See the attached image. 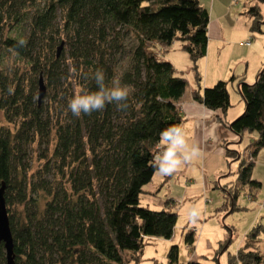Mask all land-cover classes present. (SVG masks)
<instances>
[{
    "label": "trees",
    "instance_id": "trees-1",
    "mask_svg": "<svg viewBox=\"0 0 264 264\" xmlns=\"http://www.w3.org/2000/svg\"><path fill=\"white\" fill-rule=\"evenodd\" d=\"M208 21L199 0H0V33L2 26L17 31L1 38L0 46L26 67L20 74L0 70V110L7 124H15L14 131L0 128L12 264H124L126 253L137 263L147 241L172 239L177 214L168 208L171 202L160 211L138 203L159 170L162 133L181 124L176 104L187 82L161 55L178 40L199 82L196 62L205 56ZM20 39L25 46L14 47ZM97 69L106 87L114 81L128 86V107L108 104L74 117L68 101L78 90H97L90 78ZM254 75L252 84L235 82L243 111L226 124L240 141L248 138L242 153L223 145L226 162L237 163L235 179L221 187L231 210L241 186L259 188L250 173L264 147V61ZM39 77L44 95H53L44 107L43 99L35 101ZM226 85L221 80L195 89L191 100L223 114L229 107ZM35 138L43 165L29 180L27 149ZM184 235L191 249L195 234ZM260 235L264 226L252 227L226 264H264L255 247ZM176 254L170 247L167 264L178 263Z\"/></svg>",
    "mask_w": 264,
    "mask_h": 264
},
{
    "label": "rangeland",
    "instance_id": "rangeland-1",
    "mask_svg": "<svg viewBox=\"0 0 264 264\" xmlns=\"http://www.w3.org/2000/svg\"><path fill=\"white\" fill-rule=\"evenodd\" d=\"M42 1L40 0V4ZM210 1L199 0L200 5L208 9V13L210 10L208 19V25L209 22L211 23L210 35L215 38L219 34L218 32H220L218 31L220 26L223 34L222 41L220 40V42H217L219 38L207 40L208 49L206 45L205 50V54L207 55L196 62V71L199 72L200 78L199 82L194 78L193 74L195 73L192 70L190 59L181 49L178 40H175L161 55L175 69V75L186 80L187 83L184 88L186 95L190 93V89H195V87L197 89L200 82H203V85L201 84L200 87L201 90L209 88L210 85L221 80L227 84L229 78H221V80H214L210 85L208 84L211 78V69H215L221 64H230L229 68L234 71L243 72L245 69V82L246 80L249 82H246L247 84H252L255 77L253 74H255L257 66L260 65L258 64L259 60L260 62L262 61L263 65L264 0H214L212 14L209 7ZM19 29L25 31V24ZM15 30L13 28L9 29L8 26H2L0 39L7 35H16L17 31ZM245 42H248V44H243ZM66 47L64 44L62 54H66ZM253 61L255 68L251 71ZM204 62H206L207 66H204ZM25 69L24 62L15 58L13 54H6L0 46V70L8 74L18 71L20 74ZM204 69H206V72H204ZM217 70L221 72L223 71V67ZM204 84L207 86H204ZM226 88L228 96L230 95L231 97L229 98V106L233 107L232 109L237 108V99L240 100L238 95L228 86ZM35 93L36 90L34 91V95ZM48 95L47 93L44 95L45 97L40 103L42 107L47 104L49 105L50 97H53L52 93ZM0 128H6L9 131H14L13 129L15 128V124H7L1 110ZM247 142L248 138L246 135L242 138L240 144L236 146L239 153H242L246 148ZM39 143L38 139L35 138L34 143L27 149L26 163H28L29 170L26 175L29 180L33 179L35 171L39 170L43 165L39 159L42 153V146ZM222 153L224 152L222 151ZM222 153L219 152L222 164L219 168H216L215 172V178L221 182L220 185L216 181L213 183L212 178L208 176V169L203 174L201 168H192L194 172L191 175V182L195 183L198 181V185L201 184L200 177L204 175L205 182L211 183L207 192L202 196H198V194L189 195L190 197L182 196L181 183L186 181L182 173L184 166H179L167 174H162L158 170L152 175L148 185L142 188L143 193L139 195L138 203L141 207L148 210L160 211V209H164L166 202H171L170 199L173 200L168 205V208L177 214L172 231V239L169 241L164 239L147 241L139 254V261L135 263L133 260H130V254L126 253L123 255L124 264H167L166 253L173 246L177 248V264H186L188 262L226 264L229 256H233L244 245L243 243L250 229L257 225L264 226V147L258 151L250 173L251 180L256 181L259 184V188H254L250 185L241 186L235 198L233 210H231L232 206L228 200L225 199L221 187L226 182L235 179L234 174L237 163L230 162V160L227 163ZM190 163L196 165L194 159ZM178 186H181L180 189L177 188ZM42 203L43 201H40V205ZM193 208L197 209L199 213L195 217L190 215ZM186 230L193 231L195 234V242L192 244L193 247L191 249L184 242ZM255 247L261 255H264L263 235H260L256 240Z\"/></svg>",
    "mask_w": 264,
    "mask_h": 264
},
{
    "label": "crops",
    "instance_id": "crops-1",
    "mask_svg": "<svg viewBox=\"0 0 264 264\" xmlns=\"http://www.w3.org/2000/svg\"><path fill=\"white\" fill-rule=\"evenodd\" d=\"M210 9H211V14L213 13V5H214V0L210 1ZM208 10V9H207ZM224 16V14H222ZM210 16V10L208 13V19ZM210 22L208 25V31L207 32V40L209 41L210 38H213L212 40H216L219 38L222 41V34L223 31L221 29V26L219 27L218 32L219 34L214 38L211 37L210 35ZM208 41L207 43V49H208ZM242 46V45H241ZM207 55V54H205ZM203 58V57H202ZM201 59V58H200ZM252 67L251 71L254 67V61L252 62ZM256 71L259 69V67L262 65V61L258 62ZM172 66V65H171ZM204 66H207L206 62H204ZM230 64H221L220 66H217L215 69H211L210 73V79L208 81V84L210 85L214 80H221L229 78L227 82V86L231 88L234 93L236 92L235 89V82L238 79H243L245 81V69L242 71H234L233 69L229 68ZM223 67V71L220 72V70H217L218 68ZM175 70V69H174ZM255 71V72H256ZM204 72H206V69H204ZM203 72V75H204ZM199 73V72H198ZM253 76H255L253 74ZM206 78V77H204ZM233 80L230 82V79ZM206 81V80H205ZM247 83H249L246 80ZM201 84L203 85V82H200L197 86V89H200ZM207 84V83H205ZM204 86H207L205 85ZM215 84V83H214ZM196 86V85H195ZM211 86V85H210ZM226 86V87H227ZM196 89V87H195ZM195 89H190V93L186 95L185 91L182 94V96L177 100V108L179 109V112L181 114V124L180 127L183 131L186 143L189 147L195 146L199 149L200 155L194 158L195 164L193 165L190 162L183 163L180 165V167L184 166V169H182V173L184 174V183H181L182 190H183V195L182 196H188L193 195V194H198V196H202L205 192H207L208 187L211 186L209 182H205V178L201 175V184L198 185V181L191 182V175L194 172L192 170L193 167L196 168H201V171L204 174V171L208 169L209 177L212 178L213 183H216L218 185L221 184L220 181H217V178H215V172L216 168H219L220 165L222 164L219 152L222 153L224 152V143L228 144L229 149L235 150L236 146L240 144V140L236 135H233L231 132L228 131L226 124L230 123L236 116H238L242 111H243V105L241 100H238V104L236 105L237 108L232 109L233 107H228L226 111L222 114L220 111H209L206 108H204L201 104L199 105L198 103L194 102L191 100V91ZM234 95V94H233ZM231 95V96H233ZM237 95V93H236ZM231 98L230 95L228 96V99ZM240 99V98H239ZM236 101V100H235ZM234 101V102H235ZM167 143L162 141L159 144V148L161 147V150L159 151V157L162 156L163 152L167 148ZM237 150V149H236ZM224 155V153H222ZM225 156V155H224ZM160 163V162H159ZM189 177V178H188ZM191 179V181H190ZM194 180V179H193ZM232 181H228L227 183H230ZM225 184V185H226ZM178 185V184H177ZM197 185V186H196ZM224 185V186H225ZM180 186V187H181ZM178 186L177 188L180 189ZM196 187V188H193ZM222 190V189H221ZM223 193V191H222ZM171 202L173 200L170 199ZM183 205V203H182ZM181 205V206H182ZM181 210V208H180ZM152 240V239H151Z\"/></svg>",
    "mask_w": 264,
    "mask_h": 264
},
{
    "label": "clouds",
    "instance_id": "clouds-1",
    "mask_svg": "<svg viewBox=\"0 0 264 264\" xmlns=\"http://www.w3.org/2000/svg\"><path fill=\"white\" fill-rule=\"evenodd\" d=\"M26 41L20 39L16 46H25ZM86 78L87 74H86ZM90 78L94 80L96 91L83 92L79 90L68 101V110L74 117L79 118L81 114L91 115L93 112L103 111L108 104H115L118 109H126L129 97L128 86H121L119 81H114L112 87L105 86V76L102 70L97 69ZM14 91L12 86H9L8 92L12 94ZM162 141L167 143V148L162 156L157 157L159 163V171L162 174H167L169 171L175 170L183 163L191 162L194 158L200 155L199 149L195 146L189 147L186 143L183 131L179 126H173L162 133ZM198 210L193 208L190 215L197 216Z\"/></svg>",
    "mask_w": 264,
    "mask_h": 264
},
{
    "label": "water",
    "instance_id": "water-1",
    "mask_svg": "<svg viewBox=\"0 0 264 264\" xmlns=\"http://www.w3.org/2000/svg\"><path fill=\"white\" fill-rule=\"evenodd\" d=\"M62 43H60L56 49V55L61 51ZM37 103L43 99V95L45 92L44 84L42 85L41 77L37 80ZM4 184L0 183V243L3 244V250L5 254V264L13 263V254H12V242H11V234L8 227L7 220V212L5 209V202L3 198L4 193Z\"/></svg>",
    "mask_w": 264,
    "mask_h": 264
},
{
    "label": "built area",
    "instance_id": "built-area-1",
    "mask_svg": "<svg viewBox=\"0 0 264 264\" xmlns=\"http://www.w3.org/2000/svg\"><path fill=\"white\" fill-rule=\"evenodd\" d=\"M243 44L247 45V44H248V42H245V43H243Z\"/></svg>",
    "mask_w": 264,
    "mask_h": 264
}]
</instances>
